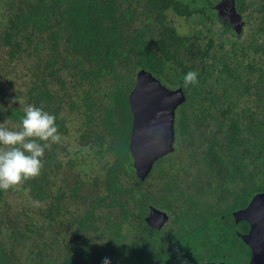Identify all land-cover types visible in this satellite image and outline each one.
Returning a JSON list of instances; mask_svg holds the SVG:
<instances>
[{
  "label": "trees",
  "instance_id": "obj_1",
  "mask_svg": "<svg viewBox=\"0 0 264 264\" xmlns=\"http://www.w3.org/2000/svg\"><path fill=\"white\" fill-rule=\"evenodd\" d=\"M213 4L0 0V123L33 104L62 137L38 177L0 190V264H144L167 240L223 236L264 192V0H235L239 34ZM140 69L185 94L173 150L143 180L129 150ZM189 71L199 82L185 87ZM149 205L164 229L146 223Z\"/></svg>",
  "mask_w": 264,
  "mask_h": 264
},
{
  "label": "water",
  "instance_id": "obj_2",
  "mask_svg": "<svg viewBox=\"0 0 264 264\" xmlns=\"http://www.w3.org/2000/svg\"><path fill=\"white\" fill-rule=\"evenodd\" d=\"M213 8L225 27L240 33L244 22L235 0H215ZM128 99L133 115L129 150L135 174L143 180L154 162L173 150L175 110L185 94L181 87L169 88L151 72L140 69ZM232 215L235 222L248 225L247 232L239 234L251 253L248 264H264V192L256 193L246 207ZM167 220L164 211L150 207L146 221L151 227L159 229Z\"/></svg>",
  "mask_w": 264,
  "mask_h": 264
},
{
  "label": "clouds",
  "instance_id": "obj_3",
  "mask_svg": "<svg viewBox=\"0 0 264 264\" xmlns=\"http://www.w3.org/2000/svg\"><path fill=\"white\" fill-rule=\"evenodd\" d=\"M198 72L185 74L183 85H196ZM20 105L24 102L17 97ZM20 124L9 128L0 123V190L15 189L38 177L44 167L43 157L52 144L61 142L56 117L33 104L23 106ZM103 264H110L107 258Z\"/></svg>",
  "mask_w": 264,
  "mask_h": 264
},
{
  "label": "flooded vegetation",
  "instance_id": "obj_4",
  "mask_svg": "<svg viewBox=\"0 0 264 264\" xmlns=\"http://www.w3.org/2000/svg\"><path fill=\"white\" fill-rule=\"evenodd\" d=\"M150 207L154 206L149 205L148 208L150 209ZM234 211H232V213ZM148 214L149 210L147 215ZM147 215L144 217L145 221ZM167 221L160 227L161 229H164L163 226L167 223ZM238 223L240 222H235L233 218V227L230 226L228 221H225L223 224L226 227L223 230V236L220 235L217 237H209L203 235V237H196L190 242L185 240H174L176 243H181L178 247L177 245L172 246V241L167 240L170 246H165L166 248L164 251L151 253L153 258L147 260L144 264H248L251 253L248 257V247L241 241L239 237V234H244L247 232V230H240L241 228L239 227ZM207 231L208 230H204L201 235L205 234ZM236 237L241 241L242 244L236 240ZM210 238H213V240L209 241ZM163 247L164 246H162V249Z\"/></svg>",
  "mask_w": 264,
  "mask_h": 264
},
{
  "label": "rangeland",
  "instance_id": "obj_5",
  "mask_svg": "<svg viewBox=\"0 0 264 264\" xmlns=\"http://www.w3.org/2000/svg\"><path fill=\"white\" fill-rule=\"evenodd\" d=\"M173 22H176L177 28H180V23H182V21L180 19H178L177 17L172 18Z\"/></svg>",
  "mask_w": 264,
  "mask_h": 264
}]
</instances>
